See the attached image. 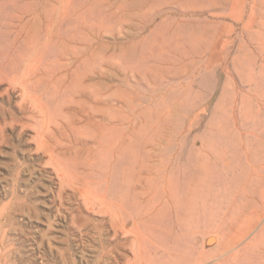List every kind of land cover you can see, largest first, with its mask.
Here are the masks:
<instances>
[{
	"label": "rangeland",
	"instance_id": "1",
	"mask_svg": "<svg viewBox=\"0 0 264 264\" xmlns=\"http://www.w3.org/2000/svg\"><path fill=\"white\" fill-rule=\"evenodd\" d=\"M6 78L65 170L124 198L131 236L60 190ZM261 231L264 0H0V264H95L102 243L98 264H125L136 235L150 264H264Z\"/></svg>",
	"mask_w": 264,
	"mask_h": 264
},
{
	"label": "bare ground",
	"instance_id": "2",
	"mask_svg": "<svg viewBox=\"0 0 264 264\" xmlns=\"http://www.w3.org/2000/svg\"><path fill=\"white\" fill-rule=\"evenodd\" d=\"M58 38V37H57ZM86 58V57H85ZM83 57V55H80L79 53H72L71 57H69L68 61H63L58 63V67H59V73L57 72V69L54 71V76L58 77V76H64L66 74L65 70H67L69 72V64H73L76 62H82L85 59ZM65 59V58H64ZM62 61V60H61ZM34 63V62H33ZM42 63V62H41ZM78 64V63H77ZM73 67V66H72ZM25 68V67H24ZM55 69V68H54ZM29 71V70H28ZM34 71V70H33ZM67 72V73H68ZM34 73V72H33ZM25 75V74H24ZM22 75V76H24ZM14 76V75H13ZM27 77V76H26ZM30 77V76H29ZM20 78V77H19ZM9 83H10V87L6 88V92L12 91L11 88H17V90H19L18 92L21 95V104H29V107L31 108V117L40 116L42 121H41V129L40 132H38L37 134V147L41 152H45L47 153L46 155L49 157L48 161L52 163V166L56 172V177L57 180L59 182V188L60 190L64 189H68L71 191V193L73 195H78L81 199H83L82 201L84 202V206L85 209L87 210V212H92L94 210H97L98 212L102 213L101 215L103 217H107V222L109 224V227L111 228L113 235L115 237H117L118 234H122V237H129L131 236L130 234H133L131 232L130 229L126 228V220L128 218H126L125 213H124V209H126V205H125V200L124 198H119L118 195V199L114 198V199H109L110 201L107 202V200H105V197L103 196V194L97 192L95 189H93V187H88L85 186L83 184V186L80 183V178L79 177H73L70 173H68L65 170V166H63L62 164V159L60 156V154L55 153L53 150V148L51 149L49 144L45 142V137L44 134L46 136V122L48 120H46V118L48 119V117H46L45 111L43 109V107L37 102L36 98H34L29 92H27V90L24 88V80L23 81H17L14 80L13 78H6ZM23 85V86H21ZM24 113V112H23ZM49 131V130H48ZM48 141V140H47ZM57 152V151H56ZM60 152V151H59ZM65 161V160H64ZM18 162V161H17ZM66 163V162H65ZM69 163V162H68ZM67 164V163H66ZM67 167V166H66ZM72 171V170H71ZM72 173V172H71ZM74 174V173H73ZM75 176V175H74ZM140 179V178H139ZM164 180V179H163ZM167 181V180H166ZM98 184V183H97ZM95 185V184H94ZM169 185V184H168ZM99 186V185H98ZM97 186V188H98ZM95 188V187H94ZM122 190V188H120ZM59 190V191H60ZM170 190V189H169ZM61 193V192H60ZM59 193V194H60ZM99 193V194H98ZM120 193V192H119ZM168 193V191H167ZM170 193V192H169ZM58 194V195H59ZM69 194V193H68ZM105 194V193H104ZM62 196L64 194H61ZM66 195V194H65ZM122 195V194H121ZM70 197V196H69ZM68 196L65 198H69ZM122 197V196H120ZM60 198V197H59ZM62 199V198H61ZM71 199V198H70ZM68 201V200H67ZM63 202V201H62ZM61 203V202H60ZM64 204V203H63ZM80 207V206H79ZM81 209V208H80ZM79 211V209H78ZM127 211V210H126ZM187 211V210H186ZM74 212V211H73ZM83 212V211H81ZM82 218V217H81ZM83 219L88 220V215H84ZM81 221V220H80ZM85 222H82V224L79 226L81 227L82 225H84ZM97 227V226H96ZM134 227V226H133ZM103 228V227H102ZM135 228V227H134ZM99 228H97L98 230ZM102 230V229H101ZM106 230V229H105ZM136 230V229H135ZM99 231V230H98ZM85 232V231H84ZM97 232V231H96ZM111 232V231H110ZM134 232V231H133ZM136 232V231H135ZM138 233V232H136ZM135 233V234H136ZM139 234V233H138ZM142 234V233H141ZM260 234V233H259ZM98 235V234H97ZM144 236V235H143ZM141 236L140 235H136L134 236V241H133V259L129 260L126 259L125 264H150L149 262H146L142 256V252H144L143 250V246H142V242H141ZM97 238V237H96ZM100 238V236H99ZM257 238V237H256ZM255 238V239H256ZM101 239V238H100ZM146 240V239H145ZM102 243V242H101ZM106 243V242H105ZM118 244V243H117ZM114 244V246L112 248H108L106 244H101L99 245L98 251H97V258L95 261V264L102 262H106L105 257H109V255L113 252L114 247L117 245ZM149 244V243H148ZM254 245L257 246V249L259 251V249L264 251V231H261V234L259 235L257 241L254 243ZM124 250V249H123ZM127 250V249H126ZM262 251V252H263ZM122 252H120L121 254ZM202 254V253H201ZM123 255V254H121ZM119 255V256H121ZM145 255V253H144ZM264 255V254H262ZM114 256V255H113ZM112 256V257H113ZM123 257V256H121ZM206 257L205 256H198V259L195 261V264L197 263H201V261H203ZM150 259V258H149ZM117 260V256L112 259V262L110 260V262H108V264H115ZM119 260V259H118ZM148 261V260H147ZM240 261V260H239ZM115 262V263H114ZM194 262V261H193ZM241 262V261H240ZM244 263V262H243ZM242 263V264H243ZM193 264V263H192ZM234 264V263H233ZM237 264V263H236Z\"/></svg>",
	"mask_w": 264,
	"mask_h": 264
}]
</instances>
